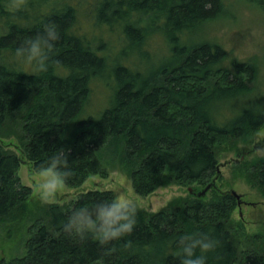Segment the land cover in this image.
<instances>
[{
  "label": "trees",
  "instance_id": "obj_1",
  "mask_svg": "<svg viewBox=\"0 0 264 264\" xmlns=\"http://www.w3.org/2000/svg\"><path fill=\"white\" fill-rule=\"evenodd\" d=\"M224 10L225 0H0V230L8 238L30 212L33 189L18 175L22 163L40 174L62 149L72 170L64 183L70 188L92 176L107 178L115 162L126 167L141 197L160 186L213 183L219 154L264 127V109L247 102L256 64L233 59L224 67L228 52L221 45L188 43L189 33ZM88 22L91 30L84 28ZM48 24L59 33L54 62L37 72L14 52ZM154 30L171 44L169 62L144 70L120 56L110 69L114 46L119 55L129 48L142 52ZM103 76L114 92L92 114L91 83ZM10 136L16 145L3 141ZM247 177L264 192V159ZM193 190L194 198H176L155 213L136 207L132 233L104 246L66 233L61 221L74 207L91 208L113 191H84L67 209L42 206L26 227L24 255L2 264H178L177 238L201 231L218 240L207 264H264V233L246 235L232 220L236 198L226 192L206 201Z\"/></svg>",
  "mask_w": 264,
  "mask_h": 264
},
{
  "label": "rangeland",
  "instance_id": "obj_2",
  "mask_svg": "<svg viewBox=\"0 0 264 264\" xmlns=\"http://www.w3.org/2000/svg\"><path fill=\"white\" fill-rule=\"evenodd\" d=\"M90 29L89 22L84 27ZM212 42L221 45L227 52L228 58L224 67L229 66L233 59L252 61L257 66V80L252 84L253 91L247 99L248 106L264 109V0H225L224 13L218 18L207 22L198 30L188 34L189 45L201 42ZM116 42V41H114ZM115 45V44H113ZM111 47V46H110ZM112 49L107 58L110 66L125 58L127 64L133 68L148 70L166 64L173 57L171 44L160 30L150 32L143 39L141 50L129 48L122 55L118 54L120 47ZM108 52V51H107ZM122 58V59H123ZM106 75V74H104ZM108 75V72H107ZM105 76L95 79L91 83V99L89 113L95 114L98 108L104 107L113 95L114 85ZM100 109L99 111H101ZM97 113V112H96ZM5 143L17 144L15 136L3 140ZM11 148L15 151L14 146ZM220 174L216 178L215 186L208 190L201 198L211 200L216 193H226L235 190L242 195L243 203L234 210L232 220L241 223L246 235L264 233V192L253 182L248 180V173L254 164L264 159V127L245 139L237 140L227 146L219 154ZM248 170L247 174L244 173ZM108 177H90L80 188H70L65 184L57 190L55 197L44 201L40 197L38 185L43 177L33 173L28 164L22 163L18 175L25 186L33 189L28 218L15 222L13 236L8 238L3 230L0 244V264L9 263L12 259L22 257L25 253L23 241L26 237V227L40 214L42 206L58 204L62 208H69L82 192L91 190H110L114 195L123 194L136 207L158 212L176 198L193 197L188 188L177 185L160 186L150 197H141L133 190L129 173L124 165L113 163L108 166ZM244 173H243V172ZM197 193L205 190V186L192 185ZM237 200V199H236ZM238 203V200H237Z\"/></svg>",
  "mask_w": 264,
  "mask_h": 264
},
{
  "label": "clouds",
  "instance_id": "obj_3",
  "mask_svg": "<svg viewBox=\"0 0 264 264\" xmlns=\"http://www.w3.org/2000/svg\"><path fill=\"white\" fill-rule=\"evenodd\" d=\"M58 39L56 26L45 25L42 32L26 37L15 48L14 56L19 63L31 65L37 72H46L49 64L54 62L51 60L52 51ZM67 164L68 155L62 149L40 169L43 179L38 188L42 200L53 199L60 186L72 175ZM136 223L135 204L123 194H116L96 201L91 208L84 205L74 207L70 215L61 221V226L70 235L91 237L104 246L132 233ZM176 244L178 264H207L208 253L216 249L218 240L209 232L201 231L193 237L180 235Z\"/></svg>",
  "mask_w": 264,
  "mask_h": 264
},
{
  "label": "water",
  "instance_id": "obj_4",
  "mask_svg": "<svg viewBox=\"0 0 264 264\" xmlns=\"http://www.w3.org/2000/svg\"><path fill=\"white\" fill-rule=\"evenodd\" d=\"M217 170H218V175H219L220 174V166L217 167ZM215 181H216V179L213 181L212 184L208 185L203 192L195 194V195H197L198 198H201L215 184ZM188 192L194 193L193 188H188ZM230 194L238 200V206L240 207L242 204V201H241L242 195L238 194L235 190L231 191Z\"/></svg>",
  "mask_w": 264,
  "mask_h": 264
},
{
  "label": "flooded vegetation",
  "instance_id": "obj_5",
  "mask_svg": "<svg viewBox=\"0 0 264 264\" xmlns=\"http://www.w3.org/2000/svg\"><path fill=\"white\" fill-rule=\"evenodd\" d=\"M242 203H243V201H242Z\"/></svg>",
  "mask_w": 264,
  "mask_h": 264
}]
</instances>
